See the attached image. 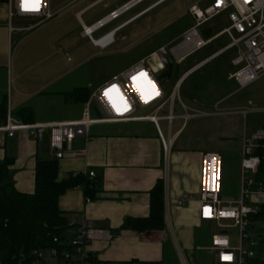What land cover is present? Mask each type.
Masks as SVG:
<instances>
[{
    "label": "crops",
    "instance_id": "0c3cea01",
    "mask_svg": "<svg viewBox=\"0 0 264 264\" xmlns=\"http://www.w3.org/2000/svg\"><path fill=\"white\" fill-rule=\"evenodd\" d=\"M100 1L106 0H95L76 12V17L82 24L84 11ZM128 1L130 0H122L115 8ZM8 12L7 2L0 3V101L4 95H7V115L10 112L16 120L28 124H55L81 119L85 112V103H75L72 99L66 98L65 94L76 87L88 86L74 87L71 76L14 74L15 50L18 48V40L23 35L22 32H25L19 28H25V26H14ZM142 16L124 21L115 27L117 29L114 34ZM10 26L17 29L11 31ZM217 51L219 50L209 56ZM188 78L189 76L178 78L176 84H179V88L181 82ZM193 89L196 90L197 86L190 87V90ZM180 102L186 112L201 111L195 107L190 110L183 105L182 100ZM174 105L173 109H175ZM27 106L33 110V120L30 122L16 116L17 110ZM167 106L169 112L170 106ZM148 112L141 111L145 115ZM166 114H161L160 120H166L168 124L167 137L164 136L159 122L144 120L99 122L93 124L88 136L74 141V148H83L84 155L60 159L55 158L49 147L48 138L39 144L24 131H18L10 137L0 129V163L6 158L13 159L10 175L19 193L35 192V167L38 159H57L59 179L82 174V184L68 189L60 197L59 207L67 214L70 225L75 221H87L95 228L112 235L110 238L103 236L93 240L87 246V250L100 260L116 264L132 260H137L139 264L146 261H159L163 256L165 242L172 244L175 251L176 248L182 250L178 242L175 244L171 242V237L177 240L176 231L180 229L182 230L180 236L182 248L189 251L190 260L195 264L193 262L194 247L208 246L200 245V242L207 239V236H204L205 233L215 230L214 223L205 222L199 218L201 160L205 153L220 152L222 154V152L216 147L203 152L192 137L186 140L181 139L194 118H208L211 115L194 116L186 124L182 121L181 127L172 133L171 126L174 121L170 123L164 118ZM176 118L183 119L181 115H177ZM4 122L0 124V127ZM165 146H168L167 152ZM91 171L95 172L92 177L89 176ZM159 180H162L164 185L165 228L141 232L125 229L116 232L125 218L149 216L151 191ZM86 186L91 190L90 196L86 193ZM185 194H191L193 198L184 201L183 205L178 204V200ZM72 233L71 226L68 229V235ZM208 239L210 240V237ZM207 253L209 255V252ZM182 261L183 264H188L185 258H182Z\"/></svg>",
    "mask_w": 264,
    "mask_h": 264
},
{
    "label": "built area",
    "instance_id": "2783aa9c",
    "mask_svg": "<svg viewBox=\"0 0 264 264\" xmlns=\"http://www.w3.org/2000/svg\"><path fill=\"white\" fill-rule=\"evenodd\" d=\"M81 0H40L33 5L32 0L26 4L25 0H7L8 15L12 20L15 17L30 18L33 24L29 27L19 28L22 31L36 29L53 20L65 8L80 2ZM144 0H130L122 6L115 8L102 19L90 26L83 27L84 35L89 37L92 43L99 48H106L109 36L114 34L117 28L112 29L98 39L92 37V33L104 27L107 23L118 19L130 8L142 3ZM161 1V0H160ZM159 1V2H160ZM33 7L38 11L31 10ZM28 9V10H26ZM145 9L134 17L142 15ZM193 19V25L184 33L183 41L177 46L169 48L171 59L167 57V45H161L137 63L130 66L120 74L104 82L95 88L89 95L85 112L81 119L60 122L55 124H28L16 120L10 112L0 129L7 136L12 137L18 131H24L39 144L48 138L49 147L55 158L67 156H82L83 148H74L77 138L88 136L93 124L99 122L122 121H151L158 123L162 118V109L169 105L170 110L164 116L170 123L177 117L174 114L173 105L180 99L179 84H175L172 93L165 98V91L158 82L156 72L164 70L166 65L174 59L180 62L186 56L203 48L221 35H227L228 44L219 49L209 58L190 67L183 76H189L199 68H202L210 59L215 58L229 49H236V56L232 59L236 67L229 74V79L235 80L239 87H244L260 78L264 74V0H211L210 4L200 6L194 4L189 9ZM226 12L229 25L219 33L203 38L199 28L208 23L212 18ZM89 27H93L91 31ZM11 31L17 29L10 26ZM115 35V34H114ZM108 38L107 40H105ZM105 40L100 43L101 40ZM99 42V44H98ZM154 65L151 66L148 60ZM163 65V68L158 67ZM141 72H145L146 84L156 91V96L146 93L141 95L136 78ZM116 85L113 89L112 86ZM110 90V91H109ZM107 91V95L105 94ZM150 96V97H149ZM95 100L103 112V117L91 115V101ZM142 110L149 111L146 115ZM247 111H244L246 114ZM212 113L193 111L186 112L181 117L187 123L194 116H209ZM242 159L240 163V189L235 197L222 198L223 186V157L220 152H209L202 156L200 190L198 194L199 218L205 222H212L215 230L211 233L210 244L206 247H198L211 255V264H255L256 260L264 261V129L244 136L242 139ZM166 152L168 146H165ZM95 172H89L94 176ZM193 198L191 194H185L178 200L183 205L184 201ZM73 233L67 236V244L73 246L76 252L68 250L59 251L57 248L46 250V256L42 250H33L31 257L24 264H49V257H57L58 264H116L96 262L89 256L88 244L100 237L110 238L112 235L95 228L90 222L75 221L71 224ZM238 238V244H233L232 237ZM0 264H6L0 261ZM186 264V263H184Z\"/></svg>",
    "mask_w": 264,
    "mask_h": 264
},
{
    "label": "rangeland",
    "instance_id": "374dc122",
    "mask_svg": "<svg viewBox=\"0 0 264 264\" xmlns=\"http://www.w3.org/2000/svg\"><path fill=\"white\" fill-rule=\"evenodd\" d=\"M93 1L95 0H81L65 8L56 18L37 29L22 32L23 35L18 40L19 45L14 55V74L71 76L74 87L86 85L89 92H92L161 45L168 46L166 55L171 59L172 53L169 48L182 42L184 33L193 25L189 12L191 6L194 4L204 6L211 2V0H165L159 3L160 0H144L118 19L92 33V37L98 39L139 12L149 10L135 22L115 33L109 46L99 48L89 37L83 35V24L85 26L94 24L122 0H106L91 5L83 13L82 24L76 17V12ZM13 24L28 27L33 22L30 18L15 17ZM228 25V16L224 12L205 23V26L200 27L199 30L206 39L204 29H210L211 35H215ZM228 42L227 35H221L180 62L172 59L171 75L168 71L170 66L156 72L158 82L165 91V98L171 95L178 78L183 76L190 67ZM235 56L236 49L225 51L190 74L186 81L181 82L179 88L180 98L186 108L191 110L195 107L212 113L208 118H194L181 139L186 140L192 137L203 152L213 150V147L222 152L224 186L222 198L224 199L235 197L239 193L243 137L264 129V74L256 81L239 87L235 80L227 78L228 74L236 69L232 63ZM194 85L197 89L190 90V87L194 88ZM174 107L173 112L176 115L186 112L179 100L175 101ZM168 108L166 106L161 114H166ZM90 110L93 117L104 116L95 100L91 101ZM244 111L247 113L244 114ZM173 121L172 133L181 127L184 119L176 118ZM159 125L164 136L167 137L166 120H160ZM181 231L180 229L176 231L177 240L171 237V242L173 244L178 242L182 250L175 247V251L172 244L170 246L181 264H183L182 258H185L188 264H193L189 251L182 248ZM211 232L205 233L204 236H207V239L200 242V245H209L208 238ZM232 240L233 244H238L236 236H233ZM193 251L196 257L193 260L195 264H211V258L206 251L198 250L196 246ZM42 252L49 256L48 251L42 249ZM49 264H58V258L50 256Z\"/></svg>",
    "mask_w": 264,
    "mask_h": 264
},
{
    "label": "trees",
    "instance_id": "16d2710c",
    "mask_svg": "<svg viewBox=\"0 0 264 264\" xmlns=\"http://www.w3.org/2000/svg\"><path fill=\"white\" fill-rule=\"evenodd\" d=\"M7 0H0L5 3ZM204 36H211V30L204 31ZM169 75L172 74V61L168 64ZM75 103H85L89 99L88 87H76L65 94ZM8 97L4 95L0 101V124L7 116ZM16 116L24 121L33 120L31 107H22ZM12 158L0 163V261L6 264H24L30 259L33 250L76 252L67 244L68 229L71 227L67 214L59 207V199L70 188L82 184V174L59 179L57 159H38L35 167V192L22 193L16 190L10 175ZM151 191L150 214L144 218H125L119 229L134 231L163 230L165 228L163 182L159 180ZM87 195L91 192L86 186ZM170 244L163 243V256L159 261H146L143 264H181ZM90 258L96 262L110 263L100 260L89 252ZM193 258L196 259L195 254ZM119 264H139L137 260ZM255 264H264L256 260Z\"/></svg>",
    "mask_w": 264,
    "mask_h": 264
},
{
    "label": "bare ground",
    "instance_id": "6f19581e",
    "mask_svg": "<svg viewBox=\"0 0 264 264\" xmlns=\"http://www.w3.org/2000/svg\"><path fill=\"white\" fill-rule=\"evenodd\" d=\"M161 1H163V0H161ZM161 1H160V2H161ZM160 2H159V3H160ZM92 28H93V27H89L88 30L91 31ZM113 37H114V34H112V35L109 36V40L106 42V43H109L108 46L112 43V41H113ZM107 39H108V38H106L105 40H107ZM105 40H104V39L101 40L100 43L103 44V42H104ZM98 44H99V42H98ZM99 45H100V44H99ZM144 78H146V74H145V72H141V74H139V75L134 79L135 84L138 85V89L140 90L141 95L145 96L146 93L148 94V93H151V91H154V92L152 93L151 96H156V91H155V90H152L151 87H149V84H148V83L146 84V82H145L146 80H145ZM145 97H146V96H145ZM149 97H150V96H149Z\"/></svg>",
    "mask_w": 264,
    "mask_h": 264
},
{
    "label": "snow or ice",
    "instance_id": "6c2138e0",
    "mask_svg": "<svg viewBox=\"0 0 264 264\" xmlns=\"http://www.w3.org/2000/svg\"><path fill=\"white\" fill-rule=\"evenodd\" d=\"M28 2H29V0H25V3H26V4H27ZM39 2H40V0H32L33 5L39 4ZM26 10H28V9H26ZM31 10L38 11L39 9L36 8V7H33ZM133 79H135V77H134ZM112 88L115 89V88H116V85H113ZM109 91H110V90H109ZM105 94L107 95V91H106Z\"/></svg>",
    "mask_w": 264,
    "mask_h": 264
},
{
    "label": "water",
    "instance_id": "95a60500",
    "mask_svg": "<svg viewBox=\"0 0 264 264\" xmlns=\"http://www.w3.org/2000/svg\"><path fill=\"white\" fill-rule=\"evenodd\" d=\"M148 63H149V65H151V66L154 65V62H153V60H151V59L148 60ZM167 63H168V62H167L166 60H164V64H165L166 66H167ZM162 66H163V65L161 64V65H159L158 67L163 68Z\"/></svg>",
    "mask_w": 264,
    "mask_h": 264
}]
</instances>
